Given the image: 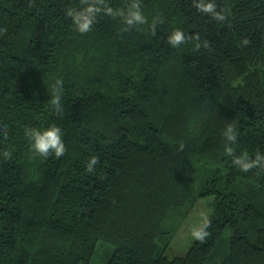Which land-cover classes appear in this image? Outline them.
<instances>
[{"label": "trees", "instance_id": "16d2710c", "mask_svg": "<svg viewBox=\"0 0 264 264\" xmlns=\"http://www.w3.org/2000/svg\"><path fill=\"white\" fill-rule=\"evenodd\" d=\"M89 2L0 0V152L12 151L0 157V264H89L99 241L114 246L105 264H206L220 251L218 264H264V167L232 163L264 152V0H216L223 22L193 0H140L148 23L100 13L80 33L65 8ZM107 2L127 13L133 0ZM177 28L186 40L172 46ZM52 124L67 151L44 158L25 132ZM204 197L208 235L168 257L158 241L172 215Z\"/></svg>", "mask_w": 264, "mask_h": 264}, {"label": "clouds", "instance_id": "9594fccd", "mask_svg": "<svg viewBox=\"0 0 264 264\" xmlns=\"http://www.w3.org/2000/svg\"><path fill=\"white\" fill-rule=\"evenodd\" d=\"M193 3L197 10L202 13L209 14L214 20L225 21L228 15V9H218L216 0H193ZM103 13L108 16L124 17V22L126 25H143L148 23L147 17L144 15L140 0H133L129 5L127 13L122 9H114L107 0H90L83 8L76 7H66L65 15L70 17L72 23L74 24L76 30L80 33L89 32L95 22L97 21L98 14ZM163 18L156 16L151 25L152 31H155L156 24L162 23ZM168 43L172 46H179L186 40L185 32L177 28L173 30L167 37ZM246 44L247 41L245 40ZM63 80L56 79L54 82L55 94L52 97V105L56 112L63 110L62 105V90H63ZM0 134L7 136L6 126H0ZM26 136L31 141V147L36 154L47 158L50 155H54L55 158L63 156L67 147L63 139V130L56 124L49 125L44 128H30L25 132ZM223 135L226 140L233 142L237 139V130L235 126L228 123L223 131ZM225 152L228 154H233L234 149L231 144H225ZM12 156L11 150H4L0 152V157L10 158ZM99 157L92 155L87 162V170L89 172L94 170V166L97 164ZM234 166H238L241 171L247 172L250 169L256 167H264V152L259 150L256 151L255 156L251 157L247 151H242L239 155H234L233 161ZM206 221L202 227L193 230L192 235L196 239L203 240L207 235V225Z\"/></svg>", "mask_w": 264, "mask_h": 264}, {"label": "rangeland", "instance_id": "374dc122", "mask_svg": "<svg viewBox=\"0 0 264 264\" xmlns=\"http://www.w3.org/2000/svg\"><path fill=\"white\" fill-rule=\"evenodd\" d=\"M202 182L203 180H198V184H201ZM212 200V197L201 198L195 205L189 208L185 214L172 215L168 225H173L174 230L171 229L172 233L170 236L166 235L165 238L158 241L160 249L163 248L164 242H168V248L165 253L168 257L172 258L173 256H180L185 253L195 239L192 235L193 230L202 227L211 216L212 208L210 204ZM222 243L223 245H226V240ZM113 249V245L99 241L97 243L95 255L89 264H105ZM221 255L222 251L213 253L206 264H218L221 260Z\"/></svg>", "mask_w": 264, "mask_h": 264}]
</instances>
